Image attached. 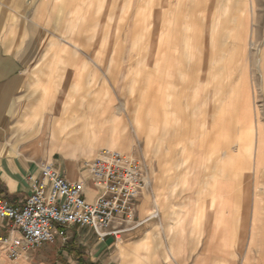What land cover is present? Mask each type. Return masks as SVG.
Here are the masks:
<instances>
[{"label": "rangeland", "instance_id": "rangeland-1", "mask_svg": "<svg viewBox=\"0 0 264 264\" xmlns=\"http://www.w3.org/2000/svg\"><path fill=\"white\" fill-rule=\"evenodd\" d=\"M63 1L55 33L82 50L84 79L69 91L65 121L55 119L79 128L78 142L66 139L68 131L61 137L80 167L106 149L160 166L174 158L176 171L186 173L198 148L214 166L235 146L249 95L264 124V0ZM135 213L132 229L153 216L155 203L140 220ZM124 233L102 242L81 229L64 241L72 236L84 264H97L108 252L97 245L120 246ZM66 258L53 253L49 264Z\"/></svg>", "mask_w": 264, "mask_h": 264}, {"label": "crops", "instance_id": "crops-1", "mask_svg": "<svg viewBox=\"0 0 264 264\" xmlns=\"http://www.w3.org/2000/svg\"><path fill=\"white\" fill-rule=\"evenodd\" d=\"M64 3L0 0V198L14 207L29 194L28 177L38 176L39 165L48 160L65 179H85L87 199L95 195L74 154L67 151L72 150L68 140L78 142L73 132L79 128L68 129L71 122L57 124L55 119L62 122L67 116L69 91L78 92L84 79L82 50L55 33ZM69 53L74 66L68 64ZM247 97L235 146L214 166L196 149L197 141L186 173L176 171L174 158L160 166L141 155L148 187L138 198L137 217L153 203L155 213L125 232L120 246L110 240L99 243L108 252L97 264H264V124L256 121L257 110ZM67 131L68 140L62 139ZM81 148L76 143L75 150ZM11 226L8 219H0V237ZM81 229L92 232L70 227L68 233ZM71 238L56 236L18 260L0 251V264H49L53 253L67 256V264H84Z\"/></svg>", "mask_w": 264, "mask_h": 264}, {"label": "built area", "instance_id": "built-area-1", "mask_svg": "<svg viewBox=\"0 0 264 264\" xmlns=\"http://www.w3.org/2000/svg\"><path fill=\"white\" fill-rule=\"evenodd\" d=\"M81 168L92 184L94 198H86V180L65 179L53 162L39 165L38 176H29V194L19 207L0 198V219L12 226L0 237V251L9 260L52 243L64 240L70 227L87 228L99 241L120 235L134 224L136 202L148 181L139 160L117 150H101Z\"/></svg>", "mask_w": 264, "mask_h": 264}, {"label": "bare ground", "instance_id": "bare-ground-1", "mask_svg": "<svg viewBox=\"0 0 264 264\" xmlns=\"http://www.w3.org/2000/svg\"><path fill=\"white\" fill-rule=\"evenodd\" d=\"M262 45V44H261ZM261 48V47H260ZM259 51V50H258ZM256 68V67H255ZM258 69V68H257ZM259 70V69H258ZM263 78V76H261ZM259 89H260V86H259ZM231 94H233V90L231 92ZM236 95V94H235ZM74 164V163H73ZM74 167V166H73Z\"/></svg>", "mask_w": 264, "mask_h": 264}]
</instances>
